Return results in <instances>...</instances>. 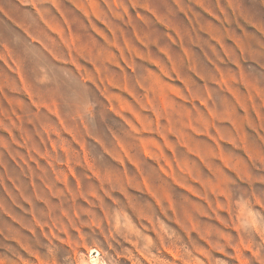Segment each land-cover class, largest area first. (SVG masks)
I'll use <instances>...</instances> for the list:
<instances>
[{
	"label": "rangeland",
	"instance_id": "rangeland-1",
	"mask_svg": "<svg viewBox=\"0 0 264 264\" xmlns=\"http://www.w3.org/2000/svg\"><path fill=\"white\" fill-rule=\"evenodd\" d=\"M0 264H264V0H0Z\"/></svg>",
	"mask_w": 264,
	"mask_h": 264
}]
</instances>
